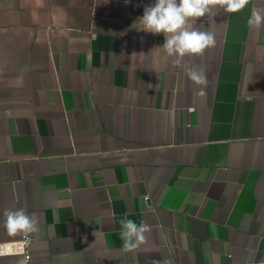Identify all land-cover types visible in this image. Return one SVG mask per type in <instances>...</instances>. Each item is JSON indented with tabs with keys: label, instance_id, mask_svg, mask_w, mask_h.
<instances>
[{
	"label": "crops",
	"instance_id": "crops-1",
	"mask_svg": "<svg viewBox=\"0 0 264 264\" xmlns=\"http://www.w3.org/2000/svg\"><path fill=\"white\" fill-rule=\"evenodd\" d=\"M154 2L0 0V243L35 213L31 264L264 261V26L198 18L216 45L177 65L140 30ZM125 215L152 229L132 253Z\"/></svg>",
	"mask_w": 264,
	"mask_h": 264
},
{
	"label": "clouds",
	"instance_id": "clouds-1",
	"mask_svg": "<svg viewBox=\"0 0 264 264\" xmlns=\"http://www.w3.org/2000/svg\"><path fill=\"white\" fill-rule=\"evenodd\" d=\"M129 0H125L128 3ZM249 5H253L247 19L250 29H259L264 26V8L257 7L253 0H155L154 4L144 7L143 15L139 18L143 27L140 29L151 34H162L164 43L162 49L167 58H173L177 65L184 57L203 56L206 50L216 45L215 33L195 27L198 18L206 15L211 18L219 10L228 14L242 12ZM189 21L192 23L190 24ZM189 79L200 91L198 96L205 95L207 76L203 69L191 65H184ZM3 227L9 237H27L39 230L38 219L35 213L29 215L25 209H5L3 212ZM115 219V213H113ZM119 237L122 241L121 251L132 253L147 242V233L151 226L144 221L137 224L127 215L119 220ZM151 264H171L168 259L152 260ZM260 264H264L261 261Z\"/></svg>",
	"mask_w": 264,
	"mask_h": 264
},
{
	"label": "built area",
	"instance_id": "built-area-1",
	"mask_svg": "<svg viewBox=\"0 0 264 264\" xmlns=\"http://www.w3.org/2000/svg\"><path fill=\"white\" fill-rule=\"evenodd\" d=\"M33 239L29 236L22 237L16 242L0 243V258L10 256H21L23 261L20 264H31L32 262Z\"/></svg>",
	"mask_w": 264,
	"mask_h": 264
},
{
	"label": "water",
	"instance_id": "water-1",
	"mask_svg": "<svg viewBox=\"0 0 264 264\" xmlns=\"http://www.w3.org/2000/svg\"><path fill=\"white\" fill-rule=\"evenodd\" d=\"M150 203V202H149Z\"/></svg>",
	"mask_w": 264,
	"mask_h": 264
}]
</instances>
